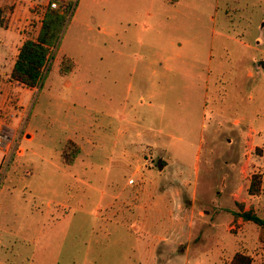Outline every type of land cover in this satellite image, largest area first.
<instances>
[{
    "label": "rangeland",
    "instance_id": "374dc122",
    "mask_svg": "<svg viewBox=\"0 0 264 264\" xmlns=\"http://www.w3.org/2000/svg\"><path fill=\"white\" fill-rule=\"evenodd\" d=\"M33 6L27 39L49 1ZM18 38L0 26V264H264V229L235 216L264 218V0H73L35 88L10 77ZM168 163L162 221L132 233L125 193ZM162 234L170 258H148Z\"/></svg>",
    "mask_w": 264,
    "mask_h": 264
},
{
    "label": "trees",
    "instance_id": "16d2710c",
    "mask_svg": "<svg viewBox=\"0 0 264 264\" xmlns=\"http://www.w3.org/2000/svg\"><path fill=\"white\" fill-rule=\"evenodd\" d=\"M176 3L177 0H169ZM53 2H59L60 8H52ZM73 0H50L41 21V27L35 38L26 39L19 49L16 61L10 73L12 80L29 87H38L45 72V68L52 57L54 48L58 45L60 36L71 13ZM8 20L6 10L0 6V26L7 27ZM75 67V62L70 57H64L59 67L60 73L70 75ZM79 146L69 141L62 152L63 161L72 164ZM261 176L254 174L250 186L252 194L258 193L260 189ZM236 218L242 217L245 221H252L264 229V218L254 210H242L235 213ZM228 264H255L250 254L236 252Z\"/></svg>",
    "mask_w": 264,
    "mask_h": 264
},
{
    "label": "crops",
    "instance_id": "0c3cea01",
    "mask_svg": "<svg viewBox=\"0 0 264 264\" xmlns=\"http://www.w3.org/2000/svg\"><path fill=\"white\" fill-rule=\"evenodd\" d=\"M50 1V0H48ZM34 3L36 4V0H0V6L3 7L6 10V17L8 20V25L7 27H5L6 29H16L17 32V37L18 40H20L19 46L17 47V53L15 55L14 58V63L16 61L17 55L19 53V49L21 47V45L23 44V42L27 39L26 37H23L22 35L24 34L22 31L21 27H25L26 23H27V15L25 8L26 7H30L31 10H33L35 8ZM48 3V2H47ZM33 13H30V15H32ZM40 25H41V21H40ZM2 27V26H1ZM17 41V40H16ZM16 41H13V43L11 44V47L13 44H15ZM14 83H17L16 81H12ZM29 135V134H28ZM32 138V137H31ZM169 157V156H168ZM170 159V157H169ZM169 166V163L166 164V166H164L159 172L161 174H157V173H151L150 176L154 177V179L156 178V181H154L152 187H150V189H148V187L146 186H141L137 189H134V191H129L126 192L125 195H129L134 193L135 196V202H134V207L138 209L139 213L137 214L135 220L137 221L136 224H133L134 227L131 228V232L132 233H136L138 230V225L137 224H143V226H148V225H155L158 224L159 222H161V206H160V200H162V194H160V189L162 188V190H166L167 189V184L165 183L164 186H162V184H158L162 182H165V180H167L166 176L162 175V172L165 171L166 167ZM149 173V174H150ZM141 175V181L148 180L149 176L147 174H140ZM162 178V179H161ZM171 182V181H170ZM145 189V190H144ZM153 190V192H151ZM146 195H147V199L149 200L148 195H153L154 199L157 198L158 199V204L156 201H148L146 200ZM131 207V206H128ZM182 210L183 207H181V211L179 213H176V215H174V213L169 214L168 218L171 220H175V222L179 225L182 226L185 224L186 219H187V215H182ZM143 216V217H142ZM153 238L155 239V241L151 242L149 244H147V247L145 248V253L147 254L146 256L148 258H152L154 260H156L155 258H157L159 256V258L161 256L167 255V258H170V252H169V244L167 243L169 241V235H153ZM167 243V244H166ZM138 247V246H137ZM189 248V247H187ZM186 248V249H187ZM137 249V248H136Z\"/></svg>",
    "mask_w": 264,
    "mask_h": 264
},
{
    "label": "built area",
    "instance_id": "2783aa9c",
    "mask_svg": "<svg viewBox=\"0 0 264 264\" xmlns=\"http://www.w3.org/2000/svg\"><path fill=\"white\" fill-rule=\"evenodd\" d=\"M51 5H52V7H56L57 6L56 2H53ZM3 141H4L3 138L0 137V145L1 146H3ZM130 181H132V179Z\"/></svg>",
    "mask_w": 264,
    "mask_h": 264
}]
</instances>
